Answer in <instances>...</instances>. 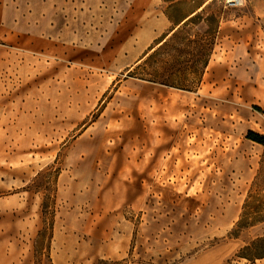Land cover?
<instances>
[{"label": "rangeland", "instance_id": "rangeland-1", "mask_svg": "<svg viewBox=\"0 0 264 264\" xmlns=\"http://www.w3.org/2000/svg\"><path fill=\"white\" fill-rule=\"evenodd\" d=\"M244 7L0 0V264H264L239 256L263 223L232 234L247 201L264 216V29ZM162 28L182 31L138 73L213 42L198 87L130 75Z\"/></svg>", "mask_w": 264, "mask_h": 264}, {"label": "trees", "instance_id": "trees-1", "mask_svg": "<svg viewBox=\"0 0 264 264\" xmlns=\"http://www.w3.org/2000/svg\"><path fill=\"white\" fill-rule=\"evenodd\" d=\"M204 10L197 13L195 18H199L202 16ZM190 21H193V18H191ZM189 24V21L184 23L183 29L185 26ZM182 31L181 29H178V31L174 32L169 39H163L162 44L148 57V59L145 61L144 65L139 64L137 67L134 68V70L130 71V75L139 76L142 75V77L151 75L149 79L154 82H159L161 84L174 86L182 89H189L192 90L193 88L198 87L204 77L205 70L209 64V61L211 59L213 50H214V44L212 42L209 51L206 52L205 56L203 58L196 59L192 62V64H189L184 67V70L180 66H176V63H170L169 59L160 58L158 61L163 63L162 68L164 69V72L154 71V72H145V73H138V70L140 68H143L145 71L146 65L152 61L156 56L161 55L162 57L166 56V53H168V49L172 47V42L174 39L178 36V33ZM166 38V37H165ZM161 42V41H160ZM172 62V61H171ZM156 64V62H155ZM175 70H170L171 68H175ZM137 70V71H136ZM254 139L263 141L264 142V136L259 137L253 134L252 136ZM249 202L247 201L244 204V210L241 214L240 219L237 222V229L232 233L234 236H237L243 229L255 226L259 223H264V216H252V213L250 210H248ZM259 210L255 209V212ZM264 236H259L255 240H253L250 244L246 245L244 247L243 254H239V256L247 257L249 259L257 258V257H264Z\"/></svg>", "mask_w": 264, "mask_h": 264}, {"label": "crops", "instance_id": "crops-1", "mask_svg": "<svg viewBox=\"0 0 264 264\" xmlns=\"http://www.w3.org/2000/svg\"><path fill=\"white\" fill-rule=\"evenodd\" d=\"M244 9H245V12L249 14L248 16L246 15L244 17H249L250 21H253L257 26L264 29V0H247ZM167 21L170 24H172L174 20L171 17H167ZM248 24H250V23H248ZM172 28H169L167 30L164 28L160 29L155 35V38L157 39V41H159L162 38H164L165 36H167V34L169 32H171V30H173ZM225 30H227V29L225 28L223 23H221L220 29H219V34H221L225 39L227 38V40H228L230 35ZM219 38H220V36H219ZM211 61H212V59H211ZM211 61H210V63H211ZM210 63H209V65H210ZM263 226H264V223H263Z\"/></svg>", "mask_w": 264, "mask_h": 264}, {"label": "built area", "instance_id": "built-area-1", "mask_svg": "<svg viewBox=\"0 0 264 264\" xmlns=\"http://www.w3.org/2000/svg\"><path fill=\"white\" fill-rule=\"evenodd\" d=\"M223 2L227 5V6H234V7H238V6H243L246 4L247 0H223Z\"/></svg>", "mask_w": 264, "mask_h": 264}, {"label": "bare ground", "instance_id": "bare-ground-1", "mask_svg": "<svg viewBox=\"0 0 264 264\" xmlns=\"http://www.w3.org/2000/svg\"><path fill=\"white\" fill-rule=\"evenodd\" d=\"M176 28H174L170 33L167 34V36H165L166 38L175 30ZM164 38V39H166ZM162 42V41H161ZM161 42H159L158 44H160ZM179 94H175L174 97H178ZM184 97H187V95H185Z\"/></svg>", "mask_w": 264, "mask_h": 264}]
</instances>
